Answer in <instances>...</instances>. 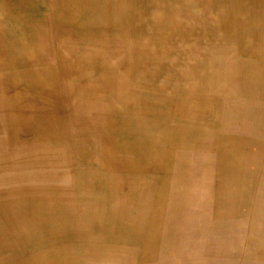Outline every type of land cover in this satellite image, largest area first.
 <instances>
[{
	"label": "bare ground",
	"instance_id": "1",
	"mask_svg": "<svg viewBox=\"0 0 264 264\" xmlns=\"http://www.w3.org/2000/svg\"><path fill=\"white\" fill-rule=\"evenodd\" d=\"M199 4L215 13L211 43L194 40L192 62L169 59ZM0 11V264H206L196 225L210 198L216 222L246 205L256 228L264 0H0Z\"/></svg>",
	"mask_w": 264,
	"mask_h": 264
},
{
	"label": "rangeland",
	"instance_id": "2",
	"mask_svg": "<svg viewBox=\"0 0 264 264\" xmlns=\"http://www.w3.org/2000/svg\"><path fill=\"white\" fill-rule=\"evenodd\" d=\"M192 11L197 14L198 19L186 18L185 25L187 28H191L193 32L189 33L184 40L179 39V43H173L175 44V49L180 47L183 50V54H180L181 56L173 54L169 59L183 58L187 62H192L194 58H191L192 53H190L189 47L191 45L194 46L192 44L194 40H196L195 46L197 41L200 40L198 45L202 51H205L209 43H211L210 37L205 36L204 31L207 29V23L214 24L216 18L214 11L206 10L200 4L194 6ZM0 15H2L1 11ZM209 106L214 107L215 103H210ZM256 148L257 145L252 146V149ZM250 168L254 169V166L251 165ZM258 176L262 179L256 186L255 180H257ZM255 180L250 182L254 189L253 198L264 199V172L256 173ZM212 201V198H210L208 205L201 207L203 219L196 225L198 230L196 236L203 240V248L201 249L202 251L200 250V255L206 259V264H264V217L260 219V223L254 229L253 218L247 214L250 206L243 205L240 207L241 213L238 217H227L221 223H218L212 213ZM227 219H232V224ZM214 222L218 223L219 226L212 229L211 225ZM136 247L137 249L139 248L138 246ZM177 251L179 256L182 257L188 253L185 249L177 248ZM157 262H159V259L156 256L152 260H145L139 257L136 264H154Z\"/></svg>",
	"mask_w": 264,
	"mask_h": 264
}]
</instances>
